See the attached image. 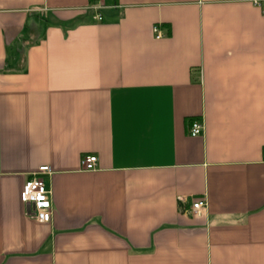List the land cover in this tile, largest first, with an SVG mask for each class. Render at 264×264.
Returning a JSON list of instances; mask_svg holds the SVG:
<instances>
[{
	"label": "crops",
	"instance_id": "crops-1",
	"mask_svg": "<svg viewBox=\"0 0 264 264\" xmlns=\"http://www.w3.org/2000/svg\"><path fill=\"white\" fill-rule=\"evenodd\" d=\"M93 1L0 0V264H264V16ZM41 165L45 223L20 200Z\"/></svg>",
	"mask_w": 264,
	"mask_h": 264
},
{
	"label": "built area",
	"instance_id": "built-area-1",
	"mask_svg": "<svg viewBox=\"0 0 264 264\" xmlns=\"http://www.w3.org/2000/svg\"><path fill=\"white\" fill-rule=\"evenodd\" d=\"M251 5L259 10L264 16V0H249ZM104 6V0H94L90 8L95 12L97 20L102 19L100 9ZM156 38L162 37L160 27L153 26ZM204 131L203 119H193L187 126V134L190 136L201 135ZM98 158L96 155H84L81 157L80 164L83 170H93L97 167ZM52 170L49 165H41L34 170L25 180L21 192L20 200L27 206L26 215L38 222H49L52 217V197L51 191L45 183V177L49 176ZM206 206L205 199H191L187 212L199 214L201 209Z\"/></svg>",
	"mask_w": 264,
	"mask_h": 264
}]
</instances>
